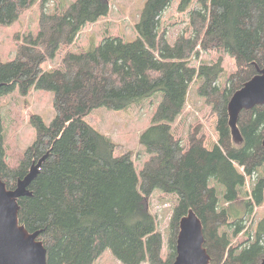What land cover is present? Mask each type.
Here are the masks:
<instances>
[{"label":"trees","instance_id":"16d2710c","mask_svg":"<svg viewBox=\"0 0 264 264\" xmlns=\"http://www.w3.org/2000/svg\"><path fill=\"white\" fill-rule=\"evenodd\" d=\"M39 1L0 0V26ZM112 1L75 0L63 12H42L39 34L26 38L16 60L0 62V99L32 88L54 94L55 120L48 126L39 116L31 119L36 142L14 166L6 161L0 112V175L7 188L14 190L41 163L32 196L18 201L20 224L41 232L48 264H95L108 250L122 264H174L182 221L192 214L203 226L210 264H259L264 216L253 227L248 222L264 207V106L239 115L235 136L229 102L264 66V0H198L200 9L192 11L195 0H179V12H191L193 34L174 46L161 18L177 0H148L137 40L106 37L44 71L47 59L109 15ZM197 47L230 56L235 71L223 82V58L193 65ZM193 84L216 114L212 142L195 135L186 141L173 131ZM158 94L152 125L140 137L149 159L138 174L133 155H117V145L87 119L96 109L127 111ZM157 191L177 198L166 260L145 204Z\"/></svg>","mask_w":264,"mask_h":264},{"label":"rangeland","instance_id":"374dc122","mask_svg":"<svg viewBox=\"0 0 264 264\" xmlns=\"http://www.w3.org/2000/svg\"><path fill=\"white\" fill-rule=\"evenodd\" d=\"M147 1H112L109 4V15L96 24L84 28L73 45H64L54 59H47L43 63V70L49 72L60 68L67 54H79L99 46L106 37H119L128 43L137 40L136 25L141 20ZM74 2L75 0H40L30 9L23 11L19 19L12 25L0 26V62L9 63L16 60L26 38L31 35L36 37L39 34L40 19L44 11L49 15L60 13ZM179 4V0L175 1L161 18L162 32L167 34L171 46H174L180 37L189 38L193 34L189 26L191 12L180 13ZM200 7L198 0H195L190 9L191 11L199 10ZM203 51L202 47H197L194 55L199 52L200 58L192 59L193 65L200 66L202 62L208 63L223 58L225 70L223 82L235 71L236 62L230 56L214 52L208 54ZM198 87V84H195L193 88L191 86L187 107L182 117L173 125V131L175 135L186 141L190 135H195L212 142L217 139L216 114L212 107L207 106L206 101L197 95ZM161 101L162 96L158 94L127 111L96 109L87 121L117 145V155L130 152L133 155L136 170L140 174L149 159V155L140 143V137L152 125V119ZM0 112L5 130V145L8 155L6 161L8 165L14 166L36 142V130L31 125V119L34 116H39L48 126L55 120L54 94L36 88H32L27 94L16 90L0 99ZM214 185L220 187L215 181L212 182V186ZM220 188L222 189V187ZM248 189H251L249 184ZM176 202L175 196L165 195L159 191L145 200L147 210L155 216L158 229L163 236L164 260L168 258L169 254L170 221ZM262 216H264V207L257 209L255 216L248 222V227H253ZM95 264L122 263L108 250Z\"/></svg>","mask_w":264,"mask_h":264},{"label":"water","instance_id":"95a60500","mask_svg":"<svg viewBox=\"0 0 264 264\" xmlns=\"http://www.w3.org/2000/svg\"><path fill=\"white\" fill-rule=\"evenodd\" d=\"M264 106V66L259 74L237 91L229 102L231 125L238 136L237 120L243 111ZM41 163L9 190L0 175V264H48L47 249L39 240L41 232L30 233L20 224L19 200L31 197L29 188L36 179ZM174 264H210L205 247L204 229L196 217L187 216L181 224ZM259 264H264V259Z\"/></svg>","mask_w":264,"mask_h":264}]
</instances>
